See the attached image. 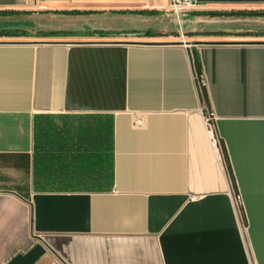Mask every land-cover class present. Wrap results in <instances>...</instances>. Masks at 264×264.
Instances as JSON below:
<instances>
[{"label":"crops","instance_id":"crops-1","mask_svg":"<svg viewBox=\"0 0 264 264\" xmlns=\"http://www.w3.org/2000/svg\"><path fill=\"white\" fill-rule=\"evenodd\" d=\"M170 3L0 0V264H264V21Z\"/></svg>","mask_w":264,"mask_h":264},{"label":"built area","instance_id":"built-area-1","mask_svg":"<svg viewBox=\"0 0 264 264\" xmlns=\"http://www.w3.org/2000/svg\"><path fill=\"white\" fill-rule=\"evenodd\" d=\"M169 10L176 13L177 15H190L194 12H254V11H264V6H253L247 4L240 5H210L205 3H200L197 0H171L169 5ZM182 41L188 43L185 40V35H182ZM144 119L138 116L134 124L137 127H142L144 125ZM206 125L208 131L211 135L212 143L217 146L219 144V139L215 134L214 128V116L211 112L206 114Z\"/></svg>","mask_w":264,"mask_h":264},{"label":"rangeland","instance_id":"rangeland-1","mask_svg":"<svg viewBox=\"0 0 264 264\" xmlns=\"http://www.w3.org/2000/svg\"><path fill=\"white\" fill-rule=\"evenodd\" d=\"M252 21H264V16H257L250 18ZM255 23V22H253ZM251 31L248 32H234V31H226L227 35H220L221 38L217 41L220 42H234V43H243V42H262L264 43V27L256 26L252 27ZM188 36V35H187ZM185 40L189 44H193V41H207L205 37H199V36H191L186 37Z\"/></svg>","mask_w":264,"mask_h":264},{"label":"trees","instance_id":"trees-1","mask_svg":"<svg viewBox=\"0 0 264 264\" xmlns=\"http://www.w3.org/2000/svg\"><path fill=\"white\" fill-rule=\"evenodd\" d=\"M193 59H194V65H195V69H196V78H197L198 85H199V88L201 91V95H202V98L204 100V103L206 105H208L209 99H208L206 84H205V81L203 78L202 64H201V61H200L197 53H194Z\"/></svg>","mask_w":264,"mask_h":264},{"label":"water","instance_id":"water-1","mask_svg":"<svg viewBox=\"0 0 264 264\" xmlns=\"http://www.w3.org/2000/svg\"><path fill=\"white\" fill-rule=\"evenodd\" d=\"M214 15L219 16H250V17H257V16H264V11H254V12H213ZM207 41H193V44H201L206 43ZM243 43H252V42H243Z\"/></svg>","mask_w":264,"mask_h":264}]
</instances>
